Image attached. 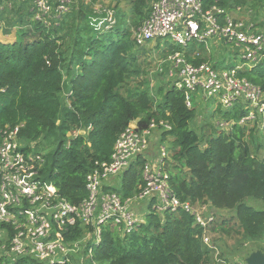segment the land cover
<instances>
[{
	"label": "trees",
	"instance_id": "trees-1",
	"mask_svg": "<svg viewBox=\"0 0 264 264\" xmlns=\"http://www.w3.org/2000/svg\"><path fill=\"white\" fill-rule=\"evenodd\" d=\"M98 1L73 0L68 11L49 18L48 25L35 18L33 0H0V142L1 131L21 126L24 151L33 144L45 157L43 178L53 182L68 201L79 204L89 195L88 173L110 160L117 137L131 121L138 119L142 126L153 120L167 122L170 129L164 130L163 139L170 138L171 155L165 168L172 191L181 201L208 205L215 213L234 210L237 226L230 223L232 218L214 214L205 230L182 208L163 215L152 211L149 221L137 222L131 233L105 224L100 243L85 244L86 257L93 247L92 263L97 264H213L219 248L215 239L206 244L204 236L216 232L235 233L243 248L247 241H262L259 248L264 250V209L245 202L252 198L264 204V155H258L262 144L256 142L259 130H255L260 126L238 123L248 107L243 103L224 111L217 107L224 121L232 119L227 132L209 129L207 124L198 133L191 126L196 117L193 102L187 105L185 91L174 81L160 85L155 94L151 91L145 67L149 43L139 45L134 32L149 16L153 0H128L125 11H118L121 0H115L116 22L110 29H104L109 6L96 8ZM52 3L56 7L59 0ZM213 4L234 17H238L237 7L251 9L255 16L264 12V0H205L206 7ZM13 29L15 40L3 42L1 36ZM163 40H156L157 55L179 51L193 64L211 61L204 43L193 41L182 47ZM238 75L264 90V63L246 66ZM77 131L83 132L69 135ZM145 160L138 157L118 187L105 189L117 191L124 199L134 196L143 184ZM83 233L75 225L63 238L77 242ZM7 262L59 264L33 257L14 262L0 257V264ZM62 264H75V260Z\"/></svg>",
	"mask_w": 264,
	"mask_h": 264
},
{
	"label": "built area",
	"instance_id": "built-area-1",
	"mask_svg": "<svg viewBox=\"0 0 264 264\" xmlns=\"http://www.w3.org/2000/svg\"><path fill=\"white\" fill-rule=\"evenodd\" d=\"M71 2L59 0L53 7L52 0H33L35 18L50 25L49 18H58L68 11ZM237 14L241 17L232 16L216 4L206 7L205 0H153L149 16L134 32V39L145 45L162 38L182 47L197 41L207 49L211 38L233 44L249 64L217 71L211 62L193 64L182 52L170 54L168 59L176 73L175 86L185 91L188 106L192 104L191 92L199 91L225 108L243 103L248 110L238 123L264 127V90L238 75L246 66L264 63V12L255 16L237 7ZM107 20L104 29L115 24L114 12L108 10ZM231 123L221 121L217 125L228 129ZM20 127L8 126L1 131L0 142V256L12 262L21 257L59 264L70 261L79 249L78 243L66 242L63 234L75 225L89 230L88 240L94 243L102 240L103 226L107 223L131 233L138 221L130 202L136 199H146L147 208L159 214L182 208L194 215L205 230L215 219L210 206L183 202L170 187L165 162L171 149L156 140L157 133L163 135L165 129H170L167 122L153 120L142 126L138 119L131 121L117 137L110 160L99 163L88 173L89 195L79 204L68 201L53 182L43 178L45 157L33 144L28 152L24 151ZM140 156L146 160L141 167L143 184L139 185L138 193L124 199L117 191L105 189L114 186L112 181L122 176ZM207 235L204 242L210 245L211 238ZM92 249H88L91 257Z\"/></svg>",
	"mask_w": 264,
	"mask_h": 264
},
{
	"label": "rangeland",
	"instance_id": "rangeland-1",
	"mask_svg": "<svg viewBox=\"0 0 264 264\" xmlns=\"http://www.w3.org/2000/svg\"><path fill=\"white\" fill-rule=\"evenodd\" d=\"M116 4L115 0H100L95 4L96 8H99L101 5L103 7L109 6V12H114V6ZM128 0H121L117 9L118 11H125L128 10ZM248 8V7H247ZM246 8V9H247ZM248 12L252 13L253 11L251 9H247ZM246 14V13H245ZM16 38V31L15 29L12 30L10 35H2L1 40L3 42L8 41H14ZM161 45V44H160ZM208 49L206 48V52L208 56H210L211 63H214L215 61H219V64L215 65V68L217 71H221L223 69H228L230 67L235 66L236 64H249L246 60H243L242 57L236 52V47L233 44L224 42L221 39H209L207 41ZM161 48V46H160ZM166 47H163V50ZM147 52L149 54L148 59H146V69L148 71V76L151 79L150 86L152 93H156V89L163 84H166L167 81L172 82L175 80L176 73L174 69V65L169 61L168 56L171 54L164 55L163 53L160 55H157L159 53V45L156 40H153L149 43V46H146ZM135 82H132L131 85L133 86ZM191 98L193 102V106L195 108V114L196 117L191 122V126L196 129L198 133H202L204 131L202 125L209 124L207 128L212 129V126L216 128L217 131H224L227 132V128L220 127L217 125L218 122L224 121L225 118L222 115V112L217 108L220 107L222 111H224L226 108L223 107L221 104L214 99V98H206L203 96V94L199 92H191ZM227 122H232V119L226 120ZM257 125V124H256ZM258 126V125H257ZM255 130H259V132H256V142L261 143L262 147L258 151V155L263 156L264 155V127H256ZM79 132L83 131H77V132H71L69 135L73 136L78 134ZM161 138V139H160ZM159 139V140H158ZM159 142H161L160 145L163 144L166 148H169L171 146L170 144V138L166 137V139H163V135L157 133V139ZM170 149V148H169ZM122 176H118L112 183L114 184V188L118 187L121 184ZM145 200V202H143ZM141 202V203H140ZM248 205H251L255 207L256 209H264V204L256 199L249 198L245 201ZM133 206V211L135 213L136 221L140 223H146L149 221L148 213L151 211L149 208H147V202L146 199H136L133 203L130 202V206ZM216 215H221L228 217L229 220L231 219L230 223L237 226L236 220L233 217L236 212L234 210L229 209H223L220 211H216ZM160 215H163V213H160ZM123 231V230H122ZM90 231L86 230L83 233V236L80 240L77 241V245L79 247L78 251L74 252L72 254V258L75 260V264H97V262L92 263V257L89 258L86 257L84 254V250L86 248V241L90 239L89 235ZM211 238V240L215 239V245L218 246V252L213 255L212 259L215 263L213 264H242V260L244 259V256L251 250L255 249H262L259 248L263 244L262 241L258 242H251L247 241L248 245L246 248H243V240L240 236L235 235V233L231 235H222L218 232L216 233H210L207 235ZM222 254V257L220 256ZM1 255V254H0ZM1 257V256H0ZM225 258V259H223ZM6 264H12L11 262H7Z\"/></svg>",
	"mask_w": 264,
	"mask_h": 264
},
{
	"label": "water",
	"instance_id": "water-1",
	"mask_svg": "<svg viewBox=\"0 0 264 264\" xmlns=\"http://www.w3.org/2000/svg\"><path fill=\"white\" fill-rule=\"evenodd\" d=\"M247 264H264V250L257 249L246 257Z\"/></svg>",
	"mask_w": 264,
	"mask_h": 264
},
{
	"label": "crops",
	"instance_id": "crops-1",
	"mask_svg": "<svg viewBox=\"0 0 264 264\" xmlns=\"http://www.w3.org/2000/svg\"><path fill=\"white\" fill-rule=\"evenodd\" d=\"M238 15V17H241V15H239V14H237Z\"/></svg>",
	"mask_w": 264,
	"mask_h": 264
}]
</instances>
